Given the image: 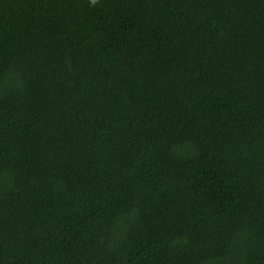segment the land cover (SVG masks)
<instances>
[{
  "label": "trees",
  "instance_id": "1",
  "mask_svg": "<svg viewBox=\"0 0 264 264\" xmlns=\"http://www.w3.org/2000/svg\"><path fill=\"white\" fill-rule=\"evenodd\" d=\"M0 264H264V0H0Z\"/></svg>",
  "mask_w": 264,
  "mask_h": 264
}]
</instances>
